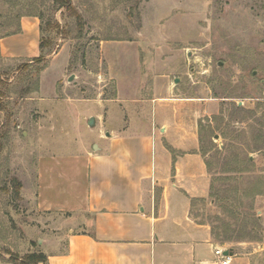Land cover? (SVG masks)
I'll use <instances>...</instances> for the list:
<instances>
[{
    "label": "rangeland",
    "instance_id": "1",
    "mask_svg": "<svg viewBox=\"0 0 264 264\" xmlns=\"http://www.w3.org/2000/svg\"><path fill=\"white\" fill-rule=\"evenodd\" d=\"M61 1L0 0V38L19 33L28 19L38 21L42 44L36 54L10 40L15 58L0 54V264H20L41 251L36 237L58 232L41 229L51 220L32 193L37 155L51 153L55 180L70 190L59 177L78 173L84 181L82 159L71 167L97 135L111 136L125 119L140 120L141 130L157 127V101L168 94L200 103L181 111L200 115L213 196H234L237 206L230 216L208 196L194 202L192 216L230 224L233 236L215 240L224 246L264 247V0ZM26 39L35 43L31 33ZM227 161L240 171L225 174Z\"/></svg>",
    "mask_w": 264,
    "mask_h": 264
},
{
    "label": "crops",
    "instance_id": "2",
    "mask_svg": "<svg viewBox=\"0 0 264 264\" xmlns=\"http://www.w3.org/2000/svg\"><path fill=\"white\" fill-rule=\"evenodd\" d=\"M28 33L35 36V43L26 39ZM39 37L38 21L22 19L19 33L0 38V54L15 58L7 52L10 40L25 44L21 51L30 47L37 54ZM168 95L158 98L157 127L143 124L141 130L135 128L140 120L125 119L110 128L111 136L97 135L98 148H85V156L75 158L71 167L77 169L76 162L82 159L84 181L78 173L59 177L71 183L70 190L55 180L51 153L37 155L32 193L37 210L51 220L45 219L41 229L58 230L36 237L47 264H215V249H227L213 239L210 225L197 221L191 212L192 201L208 198L211 178L199 147L200 115L196 110L183 114L181 108L200 103ZM228 249L229 264H264L260 245L240 242Z\"/></svg>",
    "mask_w": 264,
    "mask_h": 264
},
{
    "label": "trees",
    "instance_id": "3",
    "mask_svg": "<svg viewBox=\"0 0 264 264\" xmlns=\"http://www.w3.org/2000/svg\"><path fill=\"white\" fill-rule=\"evenodd\" d=\"M60 6H65V7H70V3L69 0H62L61 1V5ZM42 47L41 41L39 44V48ZM234 163V162H232ZM228 161L225 163L226 167L225 170H223V172L227 175H229V173H233L234 170L236 171H240L239 169H234V166L229 165L228 166ZM226 176V175H225ZM16 184V193L19 192L20 188H21V183L19 181L15 182ZM213 191H212V184L210 185V191H209V196L211 197V199L216 202V198H217V202L221 203V209L224 213H227L230 216H235L236 215V210H234L232 207L237 208V206L234 203V196H229V195H220L219 193H215L216 198L213 196ZM195 201H199V200H195ZM195 201H192L193 204ZM193 206V205H192ZM211 221L208 220V224L210 225L211 228V234L214 240L217 241H224L226 240V238L228 237H232L233 236V232L234 230L231 229L230 224L224 223L225 221L223 219H220L219 217L215 218V219H210ZM201 222V221H199ZM203 223V222H202ZM246 224V223H244ZM241 236L240 233H237L236 238H239ZM232 250V249H230ZM20 264H47V257L46 255L42 252H29L27 254H25L20 260H19Z\"/></svg>",
    "mask_w": 264,
    "mask_h": 264
},
{
    "label": "built area",
    "instance_id": "4",
    "mask_svg": "<svg viewBox=\"0 0 264 264\" xmlns=\"http://www.w3.org/2000/svg\"><path fill=\"white\" fill-rule=\"evenodd\" d=\"M215 254L218 256V259L215 261V264H229L230 263L231 255L230 254L225 255L223 253L222 248L215 249Z\"/></svg>",
    "mask_w": 264,
    "mask_h": 264
},
{
    "label": "water",
    "instance_id": "5",
    "mask_svg": "<svg viewBox=\"0 0 264 264\" xmlns=\"http://www.w3.org/2000/svg\"><path fill=\"white\" fill-rule=\"evenodd\" d=\"M70 79H71V77L69 78V80H70ZM94 123H95V119H94V117H90L89 120H88V125L93 126ZM106 134H108V133H106ZM216 136H217V135H216ZM97 148H98L97 145H94V149H97ZM223 253H224L225 255H227V254H230V251H229L228 249H225Z\"/></svg>",
    "mask_w": 264,
    "mask_h": 264
}]
</instances>
